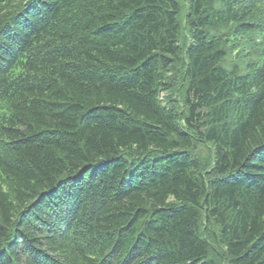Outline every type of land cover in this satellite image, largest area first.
<instances>
[{
    "label": "trees",
    "instance_id": "1",
    "mask_svg": "<svg viewBox=\"0 0 264 264\" xmlns=\"http://www.w3.org/2000/svg\"><path fill=\"white\" fill-rule=\"evenodd\" d=\"M0 264H264V0H0Z\"/></svg>",
    "mask_w": 264,
    "mask_h": 264
},
{
    "label": "bare ground",
    "instance_id": "2",
    "mask_svg": "<svg viewBox=\"0 0 264 264\" xmlns=\"http://www.w3.org/2000/svg\"><path fill=\"white\" fill-rule=\"evenodd\" d=\"M204 145H205V144H204ZM208 148H209V147H208ZM137 226H138V224H137ZM137 226H136V227H137ZM140 226H141V225H140ZM138 227H139V226H138ZM138 227H137V228H138ZM133 228H134V226H133ZM137 228H136V230H137ZM140 229H142V228H140ZM108 230H109V229H108ZM110 230H111V229H110ZM139 231H140V230H139ZM133 232H134V231H133ZM134 233H135V232H134ZM138 233H139V232H138ZM111 234H112V233H111ZM130 234H131V233H130ZM135 234H136V233H135ZM144 234H145V233H144ZM201 234H202V233H201ZM128 236H129V235H128ZM133 238H134V237H132V239H133ZM143 239H145V238H143ZM128 241H129V240H128ZM130 241H131V240H130ZM134 242H135V241H134ZM146 242H147V241H146ZM106 243H107V242H106ZM124 244H125V243H124ZM124 244H123V245H124ZM126 244H127V242H126ZM129 244L131 245V243H129ZM123 247H124V246H123ZM152 247H153V246H152ZM152 250H153V249H152ZM212 255H213V254H212ZM209 259H210V258H209ZM122 260H123V259H122ZM206 260H207V259H206ZM140 261H141V260H140ZM213 262H214V261H213ZM110 263H111V262H110Z\"/></svg>",
    "mask_w": 264,
    "mask_h": 264
}]
</instances>
